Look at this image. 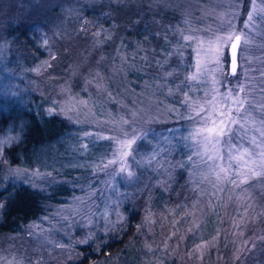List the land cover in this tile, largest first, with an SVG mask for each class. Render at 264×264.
Masks as SVG:
<instances>
[{
  "label": "rangeland",
  "instance_id": "374dc122",
  "mask_svg": "<svg viewBox=\"0 0 264 264\" xmlns=\"http://www.w3.org/2000/svg\"><path fill=\"white\" fill-rule=\"evenodd\" d=\"M45 1L34 0L33 4L42 8ZM72 1L75 0L57 2L54 8L59 17L64 19L69 14ZM126 1L136 6L146 3L151 9L157 4V0H141L140 4L139 0ZM170 1L173 2L167 9L170 13L175 11L170 15L172 19L162 17L163 21H157L155 28L160 30L159 35H152L154 42L149 43L150 50L139 54L141 60L137 64L142 69L138 71L144 69L142 73L146 72V76L135 93L128 92L122 82L118 72L120 63L107 61L97 55L99 52L96 63L88 61L89 54L103 44L102 35L89 37L80 43V48L70 50L68 37L61 39L62 35H57L55 29L49 31V26L45 29L39 24V32L33 35L36 51L31 53L15 50L0 36V107L30 104L43 118L57 115L64 126V133L51 148L42 149L32 167L4 164L0 168V189L26 185L43 197L57 193V202L45 201L42 214L21 231L0 233V264H66L77 260L80 248L91 243L109 224L110 214L112 222L122 218L118 203L121 201V205L125 199L131 207L144 209L141 226L148 236L143 241L144 252L158 250L172 257L173 251L167 248V239L174 232L171 228L183 230L180 240L193 233L197 225L214 228L217 188L225 185L230 189L223 195L226 229L222 239L229 247L225 255L233 261L226 263L223 257L222 263L264 264V176L253 177L239 186L217 182L209 175L207 164L195 154L197 148L192 141L186 139L195 127L194 122L180 118L189 114L182 103L184 93H188L191 103L203 98L202 90L207 85L186 81L185 77L195 71L197 57L195 45L182 46L179 33L215 32L228 18L242 29L250 0ZM56 27L65 28V24L61 21ZM252 33L253 42L244 52L247 59L240 75L227 79L234 86L237 80L244 82L246 76L247 83L254 86L253 95L260 99L264 95L259 91L264 87V18H260ZM155 38L159 41L155 42ZM151 56L159 64L168 60L173 68H160L156 72L153 64L147 63ZM113 57H117V52ZM160 72L165 76L156 77ZM124 120L129 123L124 125ZM122 128L145 133L133 145L132 155L126 158L134 173L131 178L125 173L110 176L111 167L99 170L100 161L106 162L117 153ZM86 132L92 135L85 136ZM12 139L8 131L0 133V142L10 143ZM175 179L182 183L180 197L167 203L168 209H163L162 214H150V190L157 188L165 192L166 185ZM210 207L209 219H201L197 224L199 213L204 214ZM156 216L157 231L153 224ZM217 242L215 234L210 240L191 245L188 257L180 256L178 261L183 264L192 258L194 264H218L213 260L218 257L213 249ZM211 250L216 254L213 258Z\"/></svg>",
  "mask_w": 264,
  "mask_h": 264
},
{
  "label": "trees",
  "instance_id": "16d2710c",
  "mask_svg": "<svg viewBox=\"0 0 264 264\" xmlns=\"http://www.w3.org/2000/svg\"><path fill=\"white\" fill-rule=\"evenodd\" d=\"M33 1L0 0V36L7 40L15 50L30 53L36 51V39L33 35L39 32L37 28L39 24H42L45 29L49 26V31L55 29L57 35H62L61 39L68 37L67 45L70 50L79 47L82 41H88L89 37L102 35L103 44L97 51L93 50L89 54L88 61L96 63V56L100 54L107 61L120 63L118 72H120L121 80L127 85V91L134 93L146 76V72L142 73L144 69L141 72L138 71L142 69L137 64L141 60L139 54L150 50L149 43L154 42L152 35H159L160 30L155 28L157 21H170L172 19L170 15L175 12L170 13L171 11L168 10L173 2L169 0H159V3L157 0V4L152 9L146 3L141 5V0L138 1L139 6L126 0H75L70 5L69 14L62 19L54 8H57L59 0H47L42 8L33 4ZM61 21L64 22L65 28L59 29L56 24H60ZM155 40H157L155 42L159 41L158 38ZM96 52L99 53L96 55ZM114 52H117V57H113ZM147 63L153 64L156 72L160 68L164 70L173 68L168 60L159 64L153 56ZM82 71H85L84 67ZM158 75L159 77L165 76L161 75V72L155 74L156 77ZM5 130L10 132L14 139L3 147L2 155L0 154V168L4 164L23 165L29 168L42 153V149L51 148L55 139L64 133V126L57 115L48 119L43 118L35 113L30 104H15L10 107H0V133ZM175 180L166 185L168 187L165 188V192L157 188H154L152 192L150 190L148 193L150 214L152 212L162 214L163 209L168 207L167 203H172V199L180 197L182 183L180 184V180ZM217 189L219 197L215 199L217 203L214 217L215 227L203 229L201 225L199 227L197 225L193 233L190 232L181 240L183 230L175 226L171 228L174 232H171L167 239V248L173 251L172 257L161 254L158 250L152 253L144 252L143 241L148 237L141 226V212L144 209L131 207L130 202L125 199L121 205V201L118 203L122 218L118 222H112L110 214L107 218L109 224H106L101 229L102 231H98L100 234L96 235L91 243L80 248V256L77 260L66 264H180L178 257L187 258L191 245H199L210 240V237L215 234L218 242L216 248L213 247V249L216 254L218 253V257L213 260H217L218 264H223L224 257V262L231 263L233 261L231 257L227 256L228 254L225 255L229 247L226 243L223 244L222 239L224 228L226 229V221H224L226 200L223 195L230 188L225 185ZM56 195L55 192L43 197L26 185H12L6 189H0V205H2L0 233L11 234L21 231L24 226L42 214L45 201L57 202ZM211 212L210 207L205 210L204 214L199 213L197 224L201 219L208 220ZM157 222H159L158 216L153 222L154 228ZM210 253L211 258L216 256L212 250ZM183 264H194V259L189 258V261Z\"/></svg>",
  "mask_w": 264,
  "mask_h": 264
},
{
  "label": "snow or ice",
  "instance_id": "6c2138e0",
  "mask_svg": "<svg viewBox=\"0 0 264 264\" xmlns=\"http://www.w3.org/2000/svg\"><path fill=\"white\" fill-rule=\"evenodd\" d=\"M250 4L242 29L228 18L215 32L207 30L206 34L199 35L189 30L179 33L182 46L195 45L197 57L195 71L185 77L186 81L207 85L202 90L203 98L191 103L188 93H184L182 103L189 109V114L180 118L192 120L195 124L186 139L197 148L195 154L207 164L209 175L217 182L227 181L235 186L245 184L253 177L264 176V95L260 99L253 95L254 86L247 83L246 76L244 82L237 80L234 86H230L232 81L227 79L240 75L247 59L244 52L253 42L252 29L259 26L260 18H264V0L259 4L257 0H250ZM179 55L183 56V53ZM259 91L264 94V87ZM128 123L123 121L124 125ZM121 132L117 153L106 162L100 161L99 170L111 167L110 176L125 173L131 178L134 173L126 158L132 155L133 145L145 133H138L135 128L130 132L122 128ZM91 135L85 133V136ZM9 140L0 142V152ZM115 165L119 167H113Z\"/></svg>",
  "mask_w": 264,
  "mask_h": 264
}]
</instances>
